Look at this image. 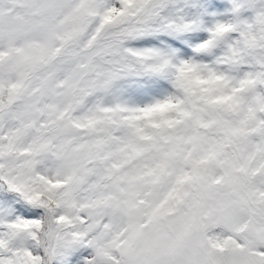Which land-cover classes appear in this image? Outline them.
Wrapping results in <instances>:
<instances>
[{
  "label": "snow or ice",
  "instance_id": "obj_1",
  "mask_svg": "<svg viewBox=\"0 0 264 264\" xmlns=\"http://www.w3.org/2000/svg\"><path fill=\"white\" fill-rule=\"evenodd\" d=\"M0 264H264V0H0Z\"/></svg>",
  "mask_w": 264,
  "mask_h": 264
}]
</instances>
